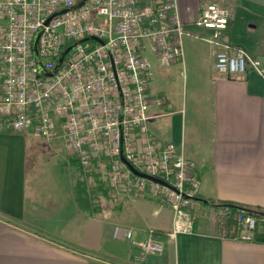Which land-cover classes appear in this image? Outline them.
Returning a JSON list of instances; mask_svg holds the SVG:
<instances>
[{
  "label": "built area",
  "instance_id": "1",
  "mask_svg": "<svg viewBox=\"0 0 264 264\" xmlns=\"http://www.w3.org/2000/svg\"><path fill=\"white\" fill-rule=\"evenodd\" d=\"M230 15L224 4L205 3L193 22L205 34L192 35L219 47V73L251 69L264 79L263 63L222 40ZM189 34L177 0H0V130L63 140L84 174L104 161L111 195L159 197L172 210V234L191 228L189 210L200 185L195 164L174 143L159 144L145 127L159 115L150 106L165 102L150 93L153 72L146 53L162 65L179 63ZM122 157L160 181L135 175ZM236 220L241 238L249 239L256 216L239 212ZM116 235L130 239L133 233L121 228ZM141 247L162 251L152 239Z\"/></svg>",
  "mask_w": 264,
  "mask_h": 264
},
{
  "label": "crops",
  "instance_id": "2",
  "mask_svg": "<svg viewBox=\"0 0 264 264\" xmlns=\"http://www.w3.org/2000/svg\"><path fill=\"white\" fill-rule=\"evenodd\" d=\"M207 2L230 9L223 41L256 59L264 56V0H177L183 27L191 33L185 36L192 40H200L192 34H205L193 22ZM185 44L182 61L176 63H183L185 48L190 71L185 109L174 108L164 89L150 92L165 102L149 109L156 117L183 114L180 131L148 125L156 117L145 127L159 144L174 143L195 164L200 200L189 210L196 217L194 230L172 234L170 207L148 193L110 194L102 210L84 212L74 200L79 167L67 150L60 162L64 167L57 161L54 174L57 184L68 181L69 191L41 193L29 151L46 150L57 157V148L50 145L57 140L38 142L28 130L2 129L0 264H264V243L218 234L216 211L206 205L232 201L264 208V79L251 69L243 75L221 74L215 68L219 47L202 51L193 41ZM121 228L131 230L132 237H117ZM257 229L264 230L261 225ZM149 239L161 243L162 251H144L139 243Z\"/></svg>",
  "mask_w": 264,
  "mask_h": 264
},
{
  "label": "rangeland",
  "instance_id": "3",
  "mask_svg": "<svg viewBox=\"0 0 264 264\" xmlns=\"http://www.w3.org/2000/svg\"><path fill=\"white\" fill-rule=\"evenodd\" d=\"M195 30H199L198 28L194 27ZM189 41L194 43V47L197 49H200L202 51H206L208 48L212 47L213 45L205 42L204 40H192L190 36L183 37V45L186 46L185 42ZM192 44V43H191ZM147 57L149 61L152 64V72H153V78L150 84V92L153 93L154 91L158 89H164L167 97L171 100L172 105L174 108L180 109L184 108L187 104V97L190 92V71L187 66V54L184 48V60L181 64H175L173 66H166L160 64V62L156 59V57L151 53L147 52ZM183 112V111H182ZM182 115L180 112L179 114L172 115V116H165V117H156L150 121H148V125H156L158 128L162 129L163 131L166 129H169L170 126H172L177 131H180L181 125H182ZM150 122V123H149ZM9 129V128H8ZM29 131V130H28ZM27 132V135L34 139L35 141L41 142V138H39L36 134ZM63 140H57L56 142H53L52 146H55V149L58 150V155L55 156L44 150L40 153H36L34 151H29V160L31 162L29 163V166L31 168L32 175H36V179L38 184L41 186L39 190H41V193L44 192H50L53 194H65L67 191H69L68 188V181H60L58 184L55 180V165L56 162L59 161L58 165L63 166L64 164L60 162H64L63 160L65 157L66 149L63 145ZM71 159V158H69ZM68 166L71 168H74V164L67 163ZM105 163L97 162L95 165H93L89 172L90 175L84 174L82 171H78L79 179L83 180L85 182V189L87 193L90 196L91 204L93 208H98V212L104 208L106 205V200L108 198V195H104L103 191L100 189H97V179L101 180L103 182V186L106 184V177H105ZM34 172V173H33ZM77 180V181H78ZM75 189V186H74ZM172 211V210H171ZM85 212V211H84ZM129 214L133 213V209H130L127 211ZM172 214V212H170ZM192 213L194 214V211L192 210ZM186 216L185 214L182 215L184 218ZM213 216V215H212ZM214 219L215 216L213 217ZM144 232H149L147 230V225L142 223ZM147 240L140 241V246L145 244Z\"/></svg>",
  "mask_w": 264,
  "mask_h": 264
},
{
  "label": "trees",
  "instance_id": "4",
  "mask_svg": "<svg viewBox=\"0 0 264 264\" xmlns=\"http://www.w3.org/2000/svg\"><path fill=\"white\" fill-rule=\"evenodd\" d=\"M71 161L77 164V161L74 157L71 158ZM78 165V164H77ZM80 170V169H79ZM81 171V170H80ZM91 173H86V175H90ZM97 189L103 191L104 195H110V187L107 184L103 186V182L97 179ZM197 197V196H195ZM74 200L79 208L83 211L93 214L98 212V208H93L91 204V199L89 194L85 189V182L83 180H78L75 183V196ZM196 202V200H195ZM207 206L214 207L216 211V219H215V228L218 234H221L226 237L231 238H241L239 223L236 220V216L239 212L243 213H251L256 216L257 224L255 229L252 231V234L249 240L254 242H263L264 243V230L258 231V225H261L264 229V208L258 206H247L241 203L232 202V201H219L216 203L207 202ZM196 222V217L190 220L191 228L194 230V224Z\"/></svg>",
  "mask_w": 264,
  "mask_h": 264
},
{
  "label": "water",
  "instance_id": "5",
  "mask_svg": "<svg viewBox=\"0 0 264 264\" xmlns=\"http://www.w3.org/2000/svg\"><path fill=\"white\" fill-rule=\"evenodd\" d=\"M209 32H212V30H209ZM37 37H38V33H36V35L34 36L33 38V41H32V50L34 52L35 55H37ZM68 51V49H65L60 57H59V61L62 60V57L64 56V54ZM257 60L261 63L264 64V56H259L257 57ZM40 69V68H39ZM41 70V69H40ZM45 74V73H44ZM122 160L127 164L128 168L131 170L132 173H134L135 175H138V176H142L144 178H147V179H150V180H153V181H160V179L158 178H155V177H151L149 175H146L144 173H141L139 172L138 170H136L134 167H132L127 161H125V159L122 157ZM194 200H200L199 198L195 197Z\"/></svg>",
  "mask_w": 264,
  "mask_h": 264
}]
</instances>
